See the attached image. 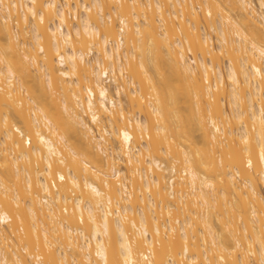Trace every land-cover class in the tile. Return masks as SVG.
<instances>
[{
  "label": "bare ground",
  "instance_id": "obj_1",
  "mask_svg": "<svg viewBox=\"0 0 264 264\" xmlns=\"http://www.w3.org/2000/svg\"><path fill=\"white\" fill-rule=\"evenodd\" d=\"M262 186L264 0H0V264H264Z\"/></svg>",
  "mask_w": 264,
  "mask_h": 264
},
{
  "label": "rangeland",
  "instance_id": "obj_2",
  "mask_svg": "<svg viewBox=\"0 0 264 264\" xmlns=\"http://www.w3.org/2000/svg\"><path fill=\"white\" fill-rule=\"evenodd\" d=\"M116 20H117V19H116ZM115 22H116V21H115ZM116 23H117V22H116ZM222 65H223V67L225 68V63H224V61L222 62ZM226 104H227V103H226ZM262 191H263V193H264V187H263V186H262ZM6 227H7V229L9 228L7 225H6ZM12 238H13V241H16L17 244H19V246L21 245V242L18 241L14 235H12ZM20 248H21V246H20ZM21 250H22V249H21Z\"/></svg>",
  "mask_w": 264,
  "mask_h": 264
}]
</instances>
